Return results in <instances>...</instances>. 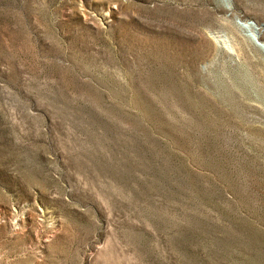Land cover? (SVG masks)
Wrapping results in <instances>:
<instances>
[{
  "label": "rangeland",
  "instance_id": "obj_1",
  "mask_svg": "<svg viewBox=\"0 0 264 264\" xmlns=\"http://www.w3.org/2000/svg\"><path fill=\"white\" fill-rule=\"evenodd\" d=\"M260 34L264 0H0V264H264Z\"/></svg>",
  "mask_w": 264,
  "mask_h": 264
},
{
  "label": "bare ground",
  "instance_id": "obj_2",
  "mask_svg": "<svg viewBox=\"0 0 264 264\" xmlns=\"http://www.w3.org/2000/svg\"><path fill=\"white\" fill-rule=\"evenodd\" d=\"M224 20H225V22H226V20H227V19H225V18H224ZM223 22H224V21H223ZM225 22L223 23V27L225 26V25H224V24H225ZM227 22H229V21H227ZM227 26H228V27H230L228 24H226V26H225V27H227ZM231 28H232V27H231ZM261 34H262V33H261ZM261 34H260V35H261ZM260 38H261V40H262V39L264 40V37H263L262 35H261V37H260ZM236 40H238V41H239V44H241V46L245 47V43H244V41H243V40L239 39L238 37H237V39H236ZM238 46H239V45H238ZM246 46H247V45H246ZM245 48H246V47H245ZM246 50H247V49H246ZM250 50H251V49H250Z\"/></svg>",
  "mask_w": 264,
  "mask_h": 264
}]
</instances>
